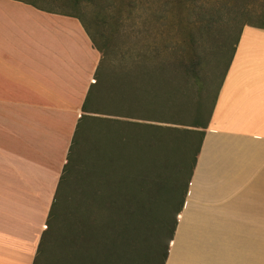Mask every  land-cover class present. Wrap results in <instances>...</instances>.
Segmentation results:
<instances>
[{
	"label": "crops",
	"instance_id": "crops-1",
	"mask_svg": "<svg viewBox=\"0 0 264 264\" xmlns=\"http://www.w3.org/2000/svg\"><path fill=\"white\" fill-rule=\"evenodd\" d=\"M38 5L0 0V264H33L101 61ZM164 264H264V28L241 29Z\"/></svg>",
	"mask_w": 264,
	"mask_h": 264
},
{
	"label": "trees",
	"instance_id": "trees-1",
	"mask_svg": "<svg viewBox=\"0 0 264 264\" xmlns=\"http://www.w3.org/2000/svg\"><path fill=\"white\" fill-rule=\"evenodd\" d=\"M70 1L73 10H81L83 6L96 8L97 13L106 10V0ZM172 2L164 1V12L172 10ZM37 7L55 11L40 5ZM60 13L78 17L94 46L101 52L81 15ZM155 14L153 12L152 16ZM258 17L262 23L252 26L264 28V12ZM162 26L163 31L158 40L155 34L149 41L137 34L139 46L125 49L119 64L111 70L112 83L102 107L93 106L95 93L102 86L95 72V81L82 106L84 114L75 129L33 264H37L44 242L53 237V224L58 220L62 221L63 230L55 237L54 264H164L199 154L204 128L225 73L218 83L211 108L203 117L204 100L210 92L211 77L204 80L200 76V56L191 50L197 46L194 35H184L185 31L179 29L183 36L174 38L169 19L164 18ZM188 42L190 46L186 48ZM192 90L196 92L194 106L192 104L194 114L184 124L191 127L189 129L145 123L143 125L148 129H132L133 132L127 133L128 136L123 139L132 143L133 148L117 143L111 149L109 133L103 134L101 138L100 131V134L93 135L90 163L74 175L79 184L73 207L61 216L58 206L69 176L75 172V144L81 122L86 126V121L96 119L107 122V127L108 122L126 124V121L118 118L124 117L181 124L165 115L158 118L147 113L139 115L126 106H139L156 98L163 109L169 110L180 107L186 98L184 92ZM112 103L117 106L112 107ZM91 113L117 118L93 117L89 115ZM165 133L175 139L169 150Z\"/></svg>",
	"mask_w": 264,
	"mask_h": 264
},
{
	"label": "rangeland",
	"instance_id": "rangeland-1",
	"mask_svg": "<svg viewBox=\"0 0 264 264\" xmlns=\"http://www.w3.org/2000/svg\"><path fill=\"white\" fill-rule=\"evenodd\" d=\"M33 1L39 3L41 7L57 12L81 15L89 25V30L94 35V39L101 50V61L97 68V77L101 80L100 84L102 86L95 93L93 106L96 107L103 106L105 97L108 96V88L112 83L111 70L119 64L125 49L139 46L137 44V34L145 41H149L152 35L155 34L158 40L160 33L163 31L164 18L171 20V32L174 38L183 36L179 29L185 31L183 32L184 35L192 33L197 46H194L195 48L191 50H195L200 56V76L204 80L211 77L210 92L204 100L206 104L202 113L203 117L209 112L218 83L222 75L226 73L225 70L228 68L227 64L239 30L247 24L260 25L262 22L259 20L258 15L264 12V0H179V2L173 0L171 3L172 10L169 12H164L165 0H125L124 3L121 0H106V10L99 13H97L96 8L83 6V2L81 3L83 6L81 10H73L70 0ZM153 12L156 13L154 16H152ZM189 46L190 42L187 43L186 48ZM221 48H223V52ZM184 93L186 100L182 101V105L169 110L163 109L156 98L145 101L139 106H131L130 104L126 106L128 109L131 107L132 112L134 111L139 115L147 113L155 118L165 115L181 124L124 117L118 118L126 121V124L108 122L109 126L107 127H105L107 122L96 119L86 121V126H83V122H81L75 144L77 149L73 168L75 172L70 174V180L62 191L61 202L58 206L62 217L73 207V200L77 195L79 181L74 176L76 171H82L90 163L89 152L94 146L93 139L95 138L93 135L100 134V131L102 134L99 138H101L103 134L109 133L111 137L109 146L111 149L118 144L133 148L132 143L129 144L123 139L133 132L132 129H148L143 125L145 123L189 129L191 127L184 124L188 123L193 117L194 112L192 109L196 92L192 90ZM111 106L116 107L117 104L112 103ZM89 115L117 118L97 113ZM133 123H138V125ZM165 137L169 141L167 146L169 150V147L172 148L170 145L175 142V139L167 133H165ZM95 140L97 141V139ZM114 178L116 179V177ZM53 226V237L44 242L37 264H54L55 262V244L57 243L55 237L63 230V223L58 220Z\"/></svg>",
	"mask_w": 264,
	"mask_h": 264
}]
</instances>
